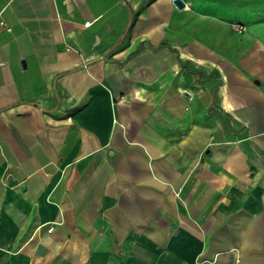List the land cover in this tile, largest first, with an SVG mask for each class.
Listing matches in <instances>:
<instances>
[{
    "label": "crops",
    "instance_id": "obj_1",
    "mask_svg": "<svg viewBox=\"0 0 264 264\" xmlns=\"http://www.w3.org/2000/svg\"><path fill=\"white\" fill-rule=\"evenodd\" d=\"M0 0V264H264V0Z\"/></svg>",
    "mask_w": 264,
    "mask_h": 264
},
{
    "label": "water",
    "instance_id": "obj_2",
    "mask_svg": "<svg viewBox=\"0 0 264 264\" xmlns=\"http://www.w3.org/2000/svg\"><path fill=\"white\" fill-rule=\"evenodd\" d=\"M173 3L178 7L182 8L184 6V2L182 0H173Z\"/></svg>",
    "mask_w": 264,
    "mask_h": 264
},
{
    "label": "built area",
    "instance_id": "obj_3",
    "mask_svg": "<svg viewBox=\"0 0 264 264\" xmlns=\"http://www.w3.org/2000/svg\"><path fill=\"white\" fill-rule=\"evenodd\" d=\"M0 27L8 29L3 20H0Z\"/></svg>",
    "mask_w": 264,
    "mask_h": 264
}]
</instances>
